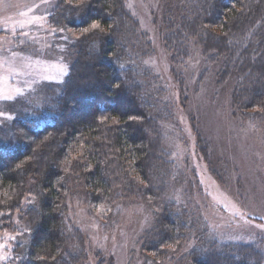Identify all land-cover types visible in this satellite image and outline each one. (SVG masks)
<instances>
[{
	"label": "trees",
	"instance_id": "trees-1",
	"mask_svg": "<svg viewBox=\"0 0 264 264\" xmlns=\"http://www.w3.org/2000/svg\"><path fill=\"white\" fill-rule=\"evenodd\" d=\"M164 14L171 61L184 65L199 45L220 81L234 75L233 114L264 134V0H174ZM48 19L78 35L48 114L17 112L0 130V223L16 217L28 228L8 264L87 262L69 217L74 197L108 221L127 203L150 210L131 251L139 264H264L263 240L220 242L198 208L173 195L185 178L165 141L173 110L141 63L149 41L125 0H55ZM93 20L103 31L82 35Z\"/></svg>",
	"mask_w": 264,
	"mask_h": 264
},
{
	"label": "rangeland",
	"instance_id": "rangeland-1",
	"mask_svg": "<svg viewBox=\"0 0 264 264\" xmlns=\"http://www.w3.org/2000/svg\"><path fill=\"white\" fill-rule=\"evenodd\" d=\"M169 1L174 0H125L149 41L141 63L160 78L173 110L165 141L185 178L172 193L180 203L198 208L220 242L257 245L264 241L263 131L233 114L234 75L220 81L218 63L207 61L199 45L192 42L184 65L171 61L163 41L164 6ZM54 6L55 0H0V130L17 112L47 113L68 71L67 43L78 32L49 23ZM119 207L108 221L89 214L79 197L70 201L69 217L85 237V264H101V257L106 259L103 264L140 263L131 251L138 249L139 237L153 222L151 212L138 203ZM13 219L12 224L0 223V244L6 245L0 250V264L9 263L28 231L24 222ZM97 251L100 256H95Z\"/></svg>",
	"mask_w": 264,
	"mask_h": 264
},
{
	"label": "snow or ice",
	"instance_id": "snow-or-ice-1",
	"mask_svg": "<svg viewBox=\"0 0 264 264\" xmlns=\"http://www.w3.org/2000/svg\"><path fill=\"white\" fill-rule=\"evenodd\" d=\"M30 22H34V21H30ZM95 31H103V30L101 29L100 23L96 20H93L90 23V25L83 28L81 34L84 35V34H87L89 32H95ZM0 115H3V113H0ZM7 238L8 239H14V237H12V236H8ZM5 247H6V245L0 244V250H3ZM0 259H4V257L0 256Z\"/></svg>",
	"mask_w": 264,
	"mask_h": 264
}]
</instances>
